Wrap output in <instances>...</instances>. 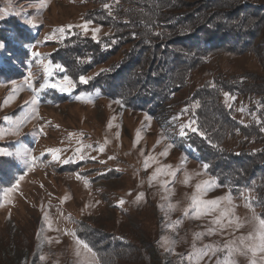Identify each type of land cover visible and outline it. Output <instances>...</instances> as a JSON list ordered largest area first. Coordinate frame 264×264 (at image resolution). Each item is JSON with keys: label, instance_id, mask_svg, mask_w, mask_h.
<instances>
[{"label": "rangeland", "instance_id": "obj_1", "mask_svg": "<svg viewBox=\"0 0 264 264\" xmlns=\"http://www.w3.org/2000/svg\"><path fill=\"white\" fill-rule=\"evenodd\" d=\"M103 1L47 0L46 6L40 7L43 0H0V42L4 37L8 39L3 42L6 47L0 50V132L5 133L0 138V149L13 153H0V264H76L75 240L65 234V229L76 230L77 236L96 253L99 264H103L102 257L107 264H137L136 256L143 254L146 243L164 255L165 264H189L187 255L192 251L194 233H205L196 241L197 248L205 244L220 246L228 238L219 231L207 234L209 228L215 227L212 217L195 219L191 210L187 216L183 213L195 183L212 178L218 181V177L210 166L204 171L203 165L208 163L189 147L186 137L193 131L185 129L186 135L181 137L179 130L181 124L194 121L192 111L196 103L191 98L196 88L213 82L221 74L264 76L263 59L253 53H209L189 77V83L168 101H161L154 109L137 108L105 95L101 87L90 90L92 79L86 85L79 82V76L94 78L108 63L82 69L70 59L72 47L67 45L70 41L94 38L91 29L96 27L100 28L97 39L113 33L93 20L88 32L82 28L87 15H94L96 12L91 10L98 9ZM241 2L249 8L264 9V0ZM29 19L35 21V26L26 23ZM34 52L39 55L33 56ZM118 56L117 52L112 60L119 59ZM57 64L63 70L57 69ZM46 66H50L51 75ZM29 72L36 87L45 78L55 83L65 75L75 86L68 92L47 88L33 101L32 91L23 82ZM231 96L235 99L223 101L238 124L245 126L258 121L259 112L264 111L258 100L249 94ZM21 121L24 122L19 135H13ZM192 127L197 128L196 122ZM168 144L174 146L166 156L161 155ZM242 144L257 148L239 130L227 137L225 146L228 150H242ZM101 146L103 152L99 150ZM55 149L60 150L55 155L49 151ZM24 150L39 157L32 171L14 155ZM148 157L155 160H149L145 169ZM66 160L69 162L65 163ZM212 164L218 168L215 160ZM164 165L179 169L175 178L161 174L150 186L149 177ZM185 171L201 175H193L186 186L181 183ZM14 185V192L5 200L4 191ZM219 185L203 198L225 196L231 190L236 215L241 220L249 217L251 213L245 203L249 196L255 201L254 191L245 188L233 192L229 185ZM140 193L143 197L137 199ZM169 202L177 205L175 211H169ZM255 210L260 215L256 204ZM177 220L182 222L172 227ZM250 230L251 225L246 224L235 235ZM121 240L139 247V251L120 246ZM108 242L114 244L104 249L102 246ZM115 254L123 255V259ZM41 256L45 259L41 260ZM216 259L206 256L200 264H215ZM238 264L247 261L239 257Z\"/></svg>", "mask_w": 264, "mask_h": 264}, {"label": "trees", "instance_id": "obj_2", "mask_svg": "<svg viewBox=\"0 0 264 264\" xmlns=\"http://www.w3.org/2000/svg\"><path fill=\"white\" fill-rule=\"evenodd\" d=\"M110 2V9H105L103 5ZM103 3L91 10L96 12L94 15L88 14L86 18L109 27L113 33L98 39L70 41L67 43L72 47L70 59L82 69L108 63L104 71L92 78V86L88 88L101 87L105 95L137 108L154 109L161 101H168L189 83V77L209 53H253L264 61V9L249 8L241 0H104ZM2 40L8 41L7 37ZM117 52L119 59L112 60ZM225 92L252 95L264 106V76L221 74L213 82L196 88L191 101L196 103L192 117L198 130L188 134L186 141L209 164L221 185H229L233 192L253 190L260 216L264 218V111L259 112L258 121L242 126L223 101ZM237 130L252 139L257 148L242 144V150H228L226 139ZM214 160L218 168L212 164ZM89 242L95 246L91 239ZM118 243L139 251L131 243L122 240ZM108 244L102 247L108 249L114 243ZM144 251L136 256L137 264H165L158 249L146 243ZM116 257L123 259V255ZM102 263L107 264L103 257Z\"/></svg>", "mask_w": 264, "mask_h": 264}, {"label": "snow or ice", "instance_id": "obj_3", "mask_svg": "<svg viewBox=\"0 0 264 264\" xmlns=\"http://www.w3.org/2000/svg\"><path fill=\"white\" fill-rule=\"evenodd\" d=\"M47 4V0H43L40 4V7H45ZM103 7L105 9H110L109 4H104ZM26 23L35 26L34 20H27ZM93 21L85 20L82 28L85 32H88L89 25H91ZM71 27V26H70ZM100 31L99 27L92 28L91 32L93 37L95 38L96 33ZM158 34V33H157ZM134 35V34H133ZM6 45L3 42H0V50L4 49ZM39 55L38 53H33V56ZM57 69H62V66L57 64L55 65ZM48 75H51L50 66H46ZM104 71V70H101ZM92 77H86L84 75L79 76V82L82 84H88ZM24 84L30 89L33 93L32 100L35 101L36 95L42 92L47 88H58L62 92L71 91V88L74 87V82L65 75L62 81H57L55 83H50L47 78L44 79L42 83L39 84V87H36L33 83L32 73L29 72L27 76L24 77ZM13 84L16 82L13 81ZM214 86V85H213ZM225 102L227 103L228 100H234L235 97L231 96L230 93L225 92ZM79 99V97H77ZM25 103H28L27 101ZM230 106V105H229ZM187 111V109H185ZM243 111V108L241 109ZM5 119H9L5 117ZM27 117H25V120ZM178 119V117H173V120ZM24 121H21L16 125V131L13 132V135H19V128ZM194 121H189L187 124H181L179 135L181 137L186 135L185 129H190L193 132H196L198 129L192 127ZM5 133L0 132V138H3ZM139 135V133H138ZM203 135V133H201ZM174 145L168 144L165 148L164 152L161 155L166 156L168 154V150L173 147ZM88 147H91L89 145ZM103 152V146L99 149ZM52 151L55 155L56 152H59V149L49 150ZM79 151V149H77ZM0 153L5 155H13V153H9L6 150L0 149ZM19 160L23 161L28 166V171H32L36 165L37 160L39 157L32 155L27 150L24 151H17L14 154ZM43 156V153L41 154ZM84 159L83 156L80 157ZM94 159V158H93ZM186 159V158H185ZM149 160H155L154 157H148L144 162V167L147 169L149 167ZM65 163L69 162L68 160L64 161ZM209 165L204 164L203 169L206 172ZM177 171L179 169H173L171 165H164L163 167H157L152 175L149 177V183L151 186V182L156 180L161 174L172 177L173 179L176 176ZM193 175L199 176L201 173H188L185 171L184 178L181 181L184 185L188 186L192 180ZM24 177L21 176L20 180ZM77 178L80 179L81 177L77 174ZM20 180L16 181V185L19 184ZM85 185H87L88 181H84ZM168 181L164 182L165 190H167ZM220 186L217 179L212 178L208 180H199L194 185V191L190 197V203L187 208L183 209V213L185 216L189 215V210L192 212V216L195 219H200L202 217H212L211 223L215 225V227H211L207 230V234L212 235L215 232L219 231L221 235L227 236L228 238L225 239L222 245L217 246L214 244H205L202 247L197 248L196 241L201 239L205 233L199 232L194 233V239L192 244V251L188 253L187 259L189 264H200V261L204 259V257H212L216 256L215 264H238V258L243 257L247 264H264V218L256 213L255 204L259 203L258 200L253 201L251 196L246 199L245 207L250 211L251 215L246 217L244 220H241L239 216L236 215L235 208L236 205L233 202L231 196V190L225 196L216 197L214 199H204L203 196L210 191L214 187ZM15 185L10 187L4 191V199L7 200L9 195L14 192ZM251 190L249 189V192ZM243 195V192H241ZM143 197V193L138 194L137 199ZM64 199H67L65 197ZM98 203V202H97ZM121 204L124 203L123 200L120 201ZM178 203V202H177ZM163 205L161 208L163 209ZM169 211H175L177 205L172 204L171 202L167 205ZM69 221L71 222V217H68ZM45 220H48L47 213L45 214ZM182 221L177 220L174 222L172 227H176ZM246 224L251 225V230L248 231L246 234L241 233L240 235H235V232L241 228H243ZM49 227H51V223H49ZM65 234L71 235L75 240V248H74V256L76 258V264H99L98 259L96 258V253L90 247V245L85 241L80 239L75 229H65ZM163 239V238H162ZM174 243V241H173ZM168 251H172V248L167 249ZM218 255V254H221ZM41 260L45 259L44 256L40 257Z\"/></svg>", "mask_w": 264, "mask_h": 264}]
</instances>
